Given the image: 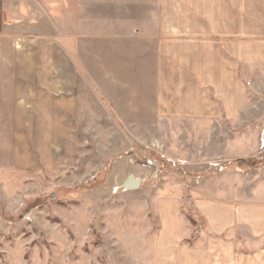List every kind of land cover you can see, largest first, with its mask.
<instances>
[{
    "label": "rangeland",
    "instance_id": "1",
    "mask_svg": "<svg viewBox=\"0 0 264 264\" xmlns=\"http://www.w3.org/2000/svg\"><path fill=\"white\" fill-rule=\"evenodd\" d=\"M161 1L0 0V65L7 68L0 90L14 95L18 66L41 57L80 65L82 55L95 59L97 48L110 57L131 43L143 60V48L156 43L140 32L157 27L150 20L157 12L178 10L174 0H164L169 7ZM131 32L136 38L117 39ZM34 51L41 57L24 58ZM249 90L264 96L251 84ZM115 122L0 119V264H208L218 254L203 212L208 178L225 168L169 162L145 147L141 127L130 138L123 126L117 137ZM262 123L241 126L250 146ZM174 125L183 123L167 122L169 137ZM128 174L140 179L137 187L125 186Z\"/></svg>",
    "mask_w": 264,
    "mask_h": 264
},
{
    "label": "crops",
    "instance_id": "2",
    "mask_svg": "<svg viewBox=\"0 0 264 264\" xmlns=\"http://www.w3.org/2000/svg\"><path fill=\"white\" fill-rule=\"evenodd\" d=\"M172 3L176 12H157L150 19L157 27L140 32L156 43L143 48V60L131 43L123 49L113 46L110 57V51L97 48L96 58L88 61L82 55L80 65L55 59L45 63L35 51L24 54L44 62L18 66L22 80L14 95L9 90L8 98L0 90V119L79 118L95 120L99 127L112 120L117 137L123 126L130 138L141 127L145 147L169 162L196 168L219 163L225 169L210 174V200L203 212L217 237L210 248L219 249L208 264H264V112L253 110L264 106V96L249 90L251 84L264 93V0ZM136 34H119L117 39ZM66 49L72 61L74 51ZM6 69L0 65L1 74ZM253 118L263 123L250 146L241 126ZM176 121L184 127L172 126L169 137L165 124ZM132 180L140 184L128 174L125 185Z\"/></svg>",
    "mask_w": 264,
    "mask_h": 264
},
{
    "label": "built area",
    "instance_id": "3",
    "mask_svg": "<svg viewBox=\"0 0 264 264\" xmlns=\"http://www.w3.org/2000/svg\"><path fill=\"white\" fill-rule=\"evenodd\" d=\"M261 149L264 150V133H263V137H262V141H261ZM147 162H148V164H153L154 160L148 159ZM174 164H176V163H174ZM216 165L220 166V168H222L221 165H219V163H216Z\"/></svg>",
    "mask_w": 264,
    "mask_h": 264
},
{
    "label": "water",
    "instance_id": "4",
    "mask_svg": "<svg viewBox=\"0 0 264 264\" xmlns=\"http://www.w3.org/2000/svg\"><path fill=\"white\" fill-rule=\"evenodd\" d=\"M139 184L136 180H133L132 183L129 184V187H137Z\"/></svg>",
    "mask_w": 264,
    "mask_h": 264
},
{
    "label": "bare ground",
    "instance_id": "5",
    "mask_svg": "<svg viewBox=\"0 0 264 264\" xmlns=\"http://www.w3.org/2000/svg\"><path fill=\"white\" fill-rule=\"evenodd\" d=\"M132 181H133V180H132ZM132 181L129 182V183H127L125 186H126L127 188H129V184L132 183Z\"/></svg>",
    "mask_w": 264,
    "mask_h": 264
}]
</instances>
